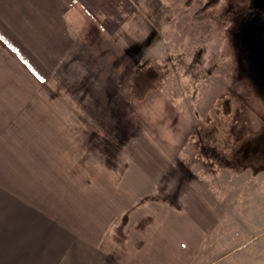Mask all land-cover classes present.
<instances>
[{"label": "crops", "instance_id": "0c3cea01", "mask_svg": "<svg viewBox=\"0 0 264 264\" xmlns=\"http://www.w3.org/2000/svg\"><path fill=\"white\" fill-rule=\"evenodd\" d=\"M139 5L0 0V264H201L228 217L210 167L173 135L187 132L175 106L144 116L124 97L133 82L156 105L113 43L137 42ZM248 147L229 157L231 182L256 163Z\"/></svg>", "mask_w": 264, "mask_h": 264}, {"label": "rangeland", "instance_id": "374dc122", "mask_svg": "<svg viewBox=\"0 0 264 264\" xmlns=\"http://www.w3.org/2000/svg\"><path fill=\"white\" fill-rule=\"evenodd\" d=\"M138 1L137 42L113 43L136 58L137 74L147 72L136 85H149L147 98H157L156 105L140 103V96L131 93L133 82L124 97L144 116L157 112L167 118L161 109L164 100L173 104L187 132H178L183 122L172 112L171 129L178 133L167 132L165 126L158 129L185 136L182 153L199 159V166L210 167V176L202 177L229 201V215L208 240L200 263L264 264V174L258 178L256 173L257 167L264 169V76L255 47L242 40L245 18L259 0ZM149 70L152 78H147ZM138 133L143 129L138 128ZM243 142L256 163L239 178L242 183H235L229 167L236 163L230 158L238 156ZM239 158L240 170L247 156Z\"/></svg>", "mask_w": 264, "mask_h": 264}, {"label": "flooded vegetation", "instance_id": "af4514ba", "mask_svg": "<svg viewBox=\"0 0 264 264\" xmlns=\"http://www.w3.org/2000/svg\"><path fill=\"white\" fill-rule=\"evenodd\" d=\"M243 41L248 47H255L256 60L264 76V68L261 67L264 65V0H259L258 7L247 14Z\"/></svg>", "mask_w": 264, "mask_h": 264}, {"label": "water", "instance_id": "95a60500", "mask_svg": "<svg viewBox=\"0 0 264 264\" xmlns=\"http://www.w3.org/2000/svg\"><path fill=\"white\" fill-rule=\"evenodd\" d=\"M243 40V39H242ZM245 43V42H244Z\"/></svg>", "mask_w": 264, "mask_h": 264}]
</instances>
